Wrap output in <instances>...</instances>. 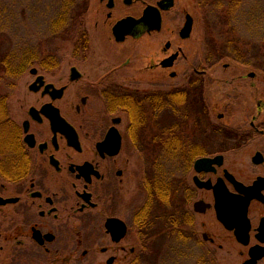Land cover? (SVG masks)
<instances>
[{
  "label": "flooded vegetation",
  "instance_id": "af4514ba",
  "mask_svg": "<svg viewBox=\"0 0 264 264\" xmlns=\"http://www.w3.org/2000/svg\"><path fill=\"white\" fill-rule=\"evenodd\" d=\"M67 2L39 48L5 59L11 88L0 95L11 131L0 140V264H81L79 253L118 264L127 240L140 241L151 163L169 171L185 245L196 244L201 264H264V150L243 153L264 128L248 116L215 124L204 94V64L225 60L204 9L210 17L227 6L216 16L232 22L242 0ZM80 22L84 31L72 34ZM63 39H73L69 56ZM231 51L228 59L248 65L238 46ZM200 159L217 161L197 171Z\"/></svg>",
  "mask_w": 264,
  "mask_h": 264
},
{
  "label": "rangeland",
  "instance_id": "374dc122",
  "mask_svg": "<svg viewBox=\"0 0 264 264\" xmlns=\"http://www.w3.org/2000/svg\"><path fill=\"white\" fill-rule=\"evenodd\" d=\"M220 2L215 3L219 5ZM67 3V0H0L2 5L0 14L4 16L0 19V58L5 59L9 52L21 56L26 48H39L48 35L51 16L54 17L56 11L65 7L68 10ZM218 5L215 7L218 8L217 11L214 9L215 13L210 14V17H207V14L208 11L211 12V8L204 9V22L216 26L212 34L216 37L218 46L228 39H235L241 50L239 54L245 52L248 65L239 64L231 59H225L212 66L204 64L208 67L204 78L205 104L211 109L215 124L237 126L248 116L247 122L256 118L259 127L264 128V0H242L239 12L235 11L238 14L234 15L232 22L229 16H216L222 12L227 13L228 8L227 6L219 8ZM83 11L84 8L80 5L76 9L73 8L76 15L82 14ZM219 20L221 21L217 22ZM234 22L235 33L230 32L231 27H228ZM80 31H84L82 22L72 34L77 35ZM52 40L53 37L50 36L48 41ZM63 40L66 43L73 41ZM61 49V55L69 56L70 43L62 45ZM226 64L229 65L228 68ZM252 73L255 77L250 76ZM1 74L0 94H3L11 87L10 81L3 77L4 69ZM221 113L225 115L223 121L217 118ZM256 149L264 150V136L260 134L256 135L255 142L245 148L243 153L252 154ZM140 164L141 169H144L143 161L140 160ZM133 192L130 191L126 198L129 196L131 198ZM143 203L144 196H141L139 207ZM155 241L152 239L151 243L145 246L141 241L138 242L134 235L131 236L125 243L128 250L119 254L118 264H129L132 259L130 249L133 247L136 248L134 256L144 255L149 258L148 263L144 260L145 264H201L200 252L194 242L181 245L176 240H169L161 247L163 241ZM158 255L159 259H156ZM76 258L83 261L81 264H107L108 256L99 253L97 258L83 260L79 253Z\"/></svg>",
  "mask_w": 264,
  "mask_h": 264
},
{
  "label": "trees",
  "instance_id": "16d2710c",
  "mask_svg": "<svg viewBox=\"0 0 264 264\" xmlns=\"http://www.w3.org/2000/svg\"><path fill=\"white\" fill-rule=\"evenodd\" d=\"M1 7L2 5H0V8ZM3 17L4 16L0 14V19ZM237 46L238 45H232V43L230 44L229 39L226 40L225 43L221 44L219 48L220 57L225 59L231 58L233 56L231 49L234 50V47ZM11 54L15 56L13 53ZM236 56L238 57L237 54ZM6 57L7 56H5V59ZM5 59L0 58V74L2 73L3 69L5 72ZM1 75L0 81L2 79ZM8 117V106L5 102V99H3L0 95L1 141L6 138V136L9 135L11 131V125ZM206 120L207 118L205 113L204 121ZM183 162L184 164L189 163L188 161ZM154 163H156V161ZM156 165L158 164L151 163L149 167V170H154L153 176L151 177V182L147 183L146 185H142L143 191L141 192V196H144V203L139 209L140 241L144 243L145 246L151 243L152 239H155V242L163 241L161 247H163L169 240H176L180 242V244L185 245V237L183 232L180 230V209L174 202H171L172 187L168 180L169 171L164 165ZM147 259L149 258H146L144 255L142 257L139 255L138 261L135 262V264H145V261H148ZM156 259H159V255L156 256Z\"/></svg>",
  "mask_w": 264,
  "mask_h": 264
},
{
  "label": "water",
  "instance_id": "95a60500",
  "mask_svg": "<svg viewBox=\"0 0 264 264\" xmlns=\"http://www.w3.org/2000/svg\"><path fill=\"white\" fill-rule=\"evenodd\" d=\"M152 11H147L145 17L143 18L142 21L147 22L148 18L150 16V13ZM161 20L160 17L158 18L157 24H160ZM131 25L129 20H125L123 22L120 23V25L117 27V32H119L120 34L124 33L125 29L127 26ZM217 161V159H200L198 161H196L195 167L197 169V171H201L202 169L206 168L208 165H211L212 163H215ZM220 219L225 220L226 221V215L224 213H219ZM120 222L121 228L118 229V232L120 233L119 237L122 238L127 234V225L124 222ZM114 261V259H111L108 261V264H112Z\"/></svg>",
  "mask_w": 264,
  "mask_h": 264
}]
</instances>
